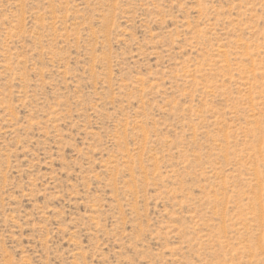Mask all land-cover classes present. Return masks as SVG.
Segmentation results:
<instances>
[{
  "label": "rangeland",
  "instance_id": "1",
  "mask_svg": "<svg viewBox=\"0 0 264 264\" xmlns=\"http://www.w3.org/2000/svg\"><path fill=\"white\" fill-rule=\"evenodd\" d=\"M0 264H264V0H0Z\"/></svg>",
  "mask_w": 264,
  "mask_h": 264
}]
</instances>
